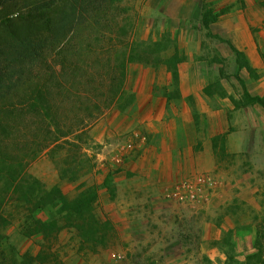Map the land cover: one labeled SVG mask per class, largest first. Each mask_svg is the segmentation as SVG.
I'll use <instances>...</instances> for the list:
<instances>
[{
	"label": "rangeland",
	"instance_id": "rangeland-1",
	"mask_svg": "<svg viewBox=\"0 0 264 264\" xmlns=\"http://www.w3.org/2000/svg\"><path fill=\"white\" fill-rule=\"evenodd\" d=\"M203 2L215 12L225 10L208 30L201 23ZM120 6L125 11H120L119 24H130L124 39L131 42L139 58H148V63L127 64L126 91L143 96L149 82L156 112L167 115L165 122L182 115L193 122L191 129H177V137L169 140L168 146L193 148L196 153L213 148L211 160L203 157L195 163V152H182L180 159L174 157L180 168L164 171L158 185L152 184L155 170L135 169L133 164L142 154L136 144L142 136L147 143L153 139L144 123H133L125 130L131 120L128 116L141 117L145 112L140 99L126 111L122 108L127 101L100 114L79 110L80 105L92 106L88 99L98 92L95 88L103 90L100 83L105 82L106 60L113 53V49L108 51V33L100 40L93 39L99 49L80 50L72 58L73 69L64 71L67 82L72 80L71 93L53 90L63 131L75 127L79 120L92 119L90 127L77 139L69 136L79 147L45 149L27 169L47 188L58 185L70 199L85 186L96 190L94 213L112 225L107 246L98 245L93 251L73 228L66 227L50 241L49 250L41 237L21 234L18 215L10 217L1 211L11 222L0 225L5 264H13L12 260L42 264L35 259L41 246L56 255L54 264H245L246 256L255 252L257 226L264 218V109L258 104L235 108L232 101L238 102L242 96L236 73L252 95L264 93L260 55L264 50V0H122ZM236 22L246 24L252 34L254 52L250 58L259 73L256 79L237 69L226 43L209 35L229 39L228 30L235 28ZM175 49L185 55L179 63V95L163 59ZM55 68L56 72L47 67L33 71L32 82L63 83L58 66ZM47 73L51 76L46 77ZM4 122L7 143L17 140L21 132L31 138L30 130L40 124L34 123L31 115L16 122L5 118ZM125 139L133 140L135 148H117L115 144ZM118 157L123 161L118 162ZM63 168L75 179L61 177Z\"/></svg>",
	"mask_w": 264,
	"mask_h": 264
},
{
	"label": "trees",
	"instance_id": "trees-1",
	"mask_svg": "<svg viewBox=\"0 0 264 264\" xmlns=\"http://www.w3.org/2000/svg\"><path fill=\"white\" fill-rule=\"evenodd\" d=\"M121 2L122 0H0V212H6L10 217L18 215L21 234L27 238L41 237L47 241L46 247L49 250L50 241L66 227L73 228L82 238V243L88 244L93 251L97 250L98 245L107 246L108 233L112 230L110 222L101 221L94 213L93 203L97 193L92 187H83L76 197L70 199L58 185L47 188L27 168L30 161L45 149L49 148L52 152L55 148H65L66 145L79 147L75 140L90 127L92 119L79 120L75 127L63 131L57 118L53 90L58 88L71 93L72 80L70 84L67 82V76L63 75L67 71H64L73 69L72 58L80 50L99 49L93 39L100 40L103 34L108 33V51L113 49V53L106 60L108 68L105 75H102L105 82L102 80L100 83L103 90L95 88L98 92L88 99L92 106L80 105L79 110L91 115L94 112L100 114L105 109L119 107L127 101L122 108V111H126L133 103L134 94H128L125 89L127 64L142 60L148 63V58H139L131 42L124 39L130 24L125 27L118 22L121 12L125 11L120 6ZM224 12L225 10L215 12L203 2V27L208 30ZM91 33L94 35L91 36ZM209 35L229 46L238 70L244 69L251 78L259 77L244 51L227 38L218 34ZM101 48L104 50L106 46ZM260 55L264 61V50ZM163 59L179 95V63L185 60V55H180L175 49L172 55ZM56 66L63 83L56 82L57 86H54L48 81L32 82L33 71L47 67L56 72ZM45 75L51 76L49 73ZM234 77L242 89L241 99L238 102L232 101L234 107L258 104L264 109V94L252 95L240 75L236 73ZM166 97L170 99L169 96ZM26 115H31L34 123H40L30 130L31 138L21 132L24 133L22 137L20 133L17 140L7 143L5 118L16 122ZM226 134L221 135L223 141ZM69 136L76 139L69 140ZM65 161L67 162L66 158ZM60 176L75 179L74 175H68V168L60 170ZM6 207L13 211H7ZM45 212L46 217L42 216ZM10 223L0 214V225ZM256 235L255 252L246 256L245 264H264V218L263 223L257 226ZM49 250L41 246L35 259L42 264H54L57 262L54 260L56 255L48 252ZM3 256L4 250L0 246V264H5ZM12 263L16 264L13 260Z\"/></svg>",
	"mask_w": 264,
	"mask_h": 264
},
{
	"label": "crops",
	"instance_id": "crops-1",
	"mask_svg": "<svg viewBox=\"0 0 264 264\" xmlns=\"http://www.w3.org/2000/svg\"><path fill=\"white\" fill-rule=\"evenodd\" d=\"M235 28H229L228 30V37L229 40L240 50L244 51L246 54L247 58L249 59L250 63L254 68H256L252 62V59L250 58L251 54L254 52L253 51V46H252V34L249 31L248 26L243 24L242 22H236L235 23ZM228 39V38H227ZM257 70V69H256ZM258 71V70H257ZM149 82H147L142 90L143 96H140L139 93L134 94V101L139 102L140 99V105L143 104L145 109H144V114L142 116H138L137 114L132 115L130 118L131 120L129 121L130 123H127L126 129H130L133 127V123L139 122V123H144L145 124V129L148 132V136L152 135V140L151 142L147 143L145 141V137L142 136L140 138V142L136 144V147L138 148V151H140L142 154L141 156L137 159L138 163H134L135 169L141 168L144 170H155V178L152 184H159L161 181L162 174L164 171H169L172 168H180L181 163L175 162L174 157L176 159H180L181 153H194L192 156L193 162L198 163V160L204 158H210L211 160V151L213 154V148H204V151H194L193 148H176V146L170 147L168 146L169 140L175 139L177 137L176 130H182L186 128H193V122L190 120L187 121L183 117H171L168 122H165V118L167 115H164L163 112H156L155 105H154V100H153V95H151V88H147V85ZM261 84L264 85V79L262 78ZM247 87V85H246ZM249 91V89L247 88ZM180 91H181V73H180ZM250 92V91H249ZM251 93V92H250ZM264 94V93H263ZM262 94V95H263ZM136 99V100H135ZM166 99V98H165ZM135 103V102H134ZM141 111V108H140ZM183 111V109H182ZM219 115H224L223 111H218ZM212 123H214V120H211ZM223 122V117L220 120V123ZM124 129V128H123ZM122 129V130H123ZM121 129H118V132L122 131ZM225 131V130H224ZM222 131V132H224ZM230 138V133L227 135V141ZM129 139H125L124 141L118 142L120 145H125V141ZM117 143V144H118ZM115 144V145H117ZM135 148V145H134ZM186 157V156H185ZM129 165V163H128ZM126 164V166H128ZM162 184V183H161Z\"/></svg>",
	"mask_w": 264,
	"mask_h": 264
},
{
	"label": "built area",
	"instance_id": "built-area-1",
	"mask_svg": "<svg viewBox=\"0 0 264 264\" xmlns=\"http://www.w3.org/2000/svg\"><path fill=\"white\" fill-rule=\"evenodd\" d=\"M116 146H117V148H126V150H131L132 148H134V142H133V140H127V141H125V145L124 146L123 145L120 146L119 143ZM117 161L121 162L123 160H121V158L118 157Z\"/></svg>",
	"mask_w": 264,
	"mask_h": 264
}]
</instances>
